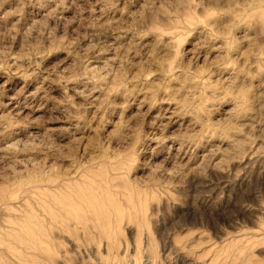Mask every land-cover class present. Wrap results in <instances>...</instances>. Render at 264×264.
<instances>
[{
	"label": "rangeland",
	"instance_id": "1",
	"mask_svg": "<svg viewBox=\"0 0 264 264\" xmlns=\"http://www.w3.org/2000/svg\"><path fill=\"white\" fill-rule=\"evenodd\" d=\"M0 212V264H264V0H0Z\"/></svg>",
	"mask_w": 264,
	"mask_h": 264
},
{
	"label": "bare ground",
	"instance_id": "2",
	"mask_svg": "<svg viewBox=\"0 0 264 264\" xmlns=\"http://www.w3.org/2000/svg\"><path fill=\"white\" fill-rule=\"evenodd\" d=\"M116 172H118V171H116ZM51 179H52V178H51ZM45 181H46V180H45ZM57 181H58V180H57ZM35 184H36V183H35ZM44 184H45V183H44ZM52 185H53V184H52ZM48 186H49V185H48ZM228 187H229V186H228ZM5 197H6V196H5ZM40 198H41V197H40ZM58 198H59V197H58ZM4 199H5V198H4ZM43 199H44V198H43ZM1 200H2V199H1ZM2 202H3V201H2ZM14 202H15V201H14ZM14 202H13V203H14ZM63 204H64V203H63ZM5 209H6V208H3L2 211H5ZM0 213H1V212H0ZM16 215H17V213H16ZM17 217H18V216H17ZM27 217H28V219H31V218H32V215H31V214H28ZM111 221H112V220H111ZM15 222H16V221H15ZM6 225H7V224H6ZM2 226H3V225H2ZM42 226H43V225H42ZM28 227H29V226H28ZM38 228H40V227H38ZM27 232H28L30 235H32V236L35 234L34 232H30V231H27ZM14 235L17 237L16 234H14ZM68 241H69V240H68Z\"/></svg>",
	"mask_w": 264,
	"mask_h": 264
}]
</instances>
